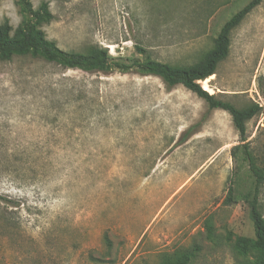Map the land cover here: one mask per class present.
I'll return each mask as SVG.
<instances>
[{"label":"rangeland","instance_id":"rangeland-1","mask_svg":"<svg viewBox=\"0 0 264 264\" xmlns=\"http://www.w3.org/2000/svg\"><path fill=\"white\" fill-rule=\"evenodd\" d=\"M249 1L31 3L48 4L53 19L39 28L64 51L188 67ZM21 20L17 0H0L11 36ZM211 76L199 81L210 94L262 107L245 143L264 173V0L231 31ZM239 144L230 114L181 84L0 59V264H255V183ZM258 208L264 217V182Z\"/></svg>","mask_w":264,"mask_h":264},{"label":"trees","instance_id":"trees-1","mask_svg":"<svg viewBox=\"0 0 264 264\" xmlns=\"http://www.w3.org/2000/svg\"><path fill=\"white\" fill-rule=\"evenodd\" d=\"M263 0H250L240 10L235 12L222 25L217 33L213 46L206 52L201 62L188 67L175 66L169 63L159 62L144 57L141 60L123 62L112 60L106 48L92 47L86 53L75 51H64L54 41L45 37L39 28L43 23H49L53 19L49 6L42 2L36 9L33 8L31 0H17L22 20L11 36L12 30L8 22L0 24V59L9 60L15 55H30L46 62L55 63L66 69H79L85 72H129L136 71L142 75H154L159 77L167 87L181 84L186 89L202 99L208 110L222 109L227 111L238 132L241 144L234 146L232 151L240 150L242 158L248 163L249 170L254 177V192L249 201V216L253 226V247L261 252V256L255 264H264V217L258 208V190L264 182V173L256 166L246 140V123L258 114L262 107L253 103L245 108H238L234 104L217 98L201 87L199 81L207 79L215 73L216 67L228 54L230 46L231 31L236 28L244 17ZM140 53L144 50L137 47ZM231 194V188H229ZM228 199H230L228 197ZM235 247L241 252L247 251V239L237 238Z\"/></svg>","mask_w":264,"mask_h":264},{"label":"bare ground","instance_id":"bare-ground-1","mask_svg":"<svg viewBox=\"0 0 264 264\" xmlns=\"http://www.w3.org/2000/svg\"><path fill=\"white\" fill-rule=\"evenodd\" d=\"M209 77H212V76H209ZM204 89L208 90V89H207V86H205ZM209 89H210V88H209Z\"/></svg>","mask_w":264,"mask_h":264}]
</instances>
